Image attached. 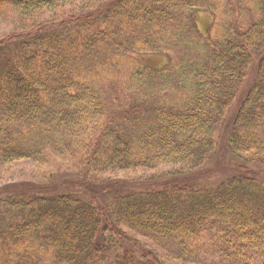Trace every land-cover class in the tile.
<instances>
[{"label": "trees", "instance_id": "16d2710c", "mask_svg": "<svg viewBox=\"0 0 264 264\" xmlns=\"http://www.w3.org/2000/svg\"><path fill=\"white\" fill-rule=\"evenodd\" d=\"M7 15L0 170L71 156L67 181L88 184L47 177L0 198V264H264V182L248 172L264 173V0H0ZM254 65L228 139L244 174L196 186ZM159 168L105 222L83 196L103 174Z\"/></svg>", "mask_w": 264, "mask_h": 264}, {"label": "rangeland", "instance_id": "374dc122", "mask_svg": "<svg viewBox=\"0 0 264 264\" xmlns=\"http://www.w3.org/2000/svg\"><path fill=\"white\" fill-rule=\"evenodd\" d=\"M10 10H13V8H11ZM60 13H56L55 15L62 16V13L64 12H62L61 14ZM14 17V15H7L2 17L0 21L1 35H7L11 33V21L14 19ZM55 17L49 15L50 19H48V22L54 20ZM208 17V15L200 16V31L202 32H205L209 26ZM59 23L60 22H58L57 24ZM45 25L46 28H48L55 26L56 24ZM255 68L256 67L254 65V67L250 70L247 78L245 79L239 94L237 95V100H235L231 107L228 108L226 114L224 115L223 121L215 131V149L211 157L204 166H202L189 176V181L196 186L212 187L218 185L231 176L244 174L243 171L239 170L241 168V162L235 159L229 152L228 139L235 115L241 103L245 101L248 91L254 86L253 84H255L256 82ZM48 152L52 153L51 150H49ZM75 157L78 158V156ZM54 158L57 160L54 161ZM72 160L74 159L71 156L60 157L58 155H55V157L51 158V163L49 164L50 166H39L37 165V163L24 161H18L14 164H11L9 168L8 166H6L2 170H0V198L6 196L10 190H26L35 184L55 185L57 184V182L50 181L63 179L61 176L66 178V180L59 182L58 188L60 187V192L73 193L75 195L78 194V190L84 192V185L88 183L67 181L69 180L68 178L70 177V175L73 174V169H71L72 173L70 175H66L68 168L71 167L70 165L71 163H73L71 162ZM163 170L165 169L159 168V170L157 171L149 172H143V170L133 172H109L102 175V182L100 186L95 187V194H83V196L94 203L95 207L99 209V212L103 216V220L105 222L107 221L106 219L108 217L107 206L110 199L125 196L128 192L139 193L156 189L157 183L164 179H159V174L163 172ZM248 172L251 173L256 180L262 183L264 182V173L262 169L258 167L248 166ZM53 173L56 174L55 179H52L54 177ZM47 177H49L51 180L47 179ZM15 184H24V186L19 187V189L14 186ZM98 190H100L101 192L96 193ZM123 246H125L126 249H130L127 243H124ZM131 247L137 249L135 245H131ZM253 261L255 264H257L256 260L253 259Z\"/></svg>", "mask_w": 264, "mask_h": 264}, {"label": "bare ground", "instance_id": "6f19581e", "mask_svg": "<svg viewBox=\"0 0 264 264\" xmlns=\"http://www.w3.org/2000/svg\"><path fill=\"white\" fill-rule=\"evenodd\" d=\"M238 97L235 98V100H237Z\"/></svg>", "mask_w": 264, "mask_h": 264}]
</instances>
